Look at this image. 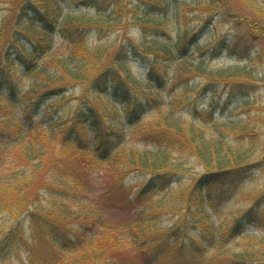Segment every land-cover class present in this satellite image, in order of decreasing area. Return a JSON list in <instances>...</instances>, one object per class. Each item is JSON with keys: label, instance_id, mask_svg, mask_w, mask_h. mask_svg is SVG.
<instances>
[{"label": "trees", "instance_id": "trees-1", "mask_svg": "<svg viewBox=\"0 0 264 264\" xmlns=\"http://www.w3.org/2000/svg\"><path fill=\"white\" fill-rule=\"evenodd\" d=\"M7 1L13 16L2 31L16 18L15 26L23 29L16 33L32 40L34 48L30 55L20 58L22 72L30 85L21 87L5 79L3 72L0 74V216L29 220L35 239L55 244L40 261L44 264H119L131 245L144 252L146 263L176 254L182 256L190 249L197 264L261 261L264 254L261 246L226 254L229 245L226 243L244 236L246 227L255 219L252 210L239 218L231 231L203 226L199 245L188 248L183 240L184 229L179 225L161 231L155 229L161 225V214L142 211L126 226L129 233L120 234L105 227L98 230L97 224H102L100 219L104 214L101 209L93 208L98 217L95 223L93 218L81 215L71 206L78 198L95 192L98 186L104 190L102 197L107 203L113 196L119 198V206L123 207L128 205L125 200L135 204L147 201L152 193L169 189L186 174L173 159L174 152L187 154L202 168L201 175L192 184L188 202L197 193L235 188L252 180L264 171V134L236 120L210 135L201 127L182 124L179 120L182 109L178 106L181 101L165 110L164 102L158 97L142 101L134 95L137 86L129 64L131 59L146 61L147 83L158 84L160 88L165 86L172 66L176 70L173 77L178 80L177 85L185 87L183 91L191 92L192 81L201 78L205 82L198 94L211 96L216 107L225 95H228L226 105L234 98L248 99L255 95L261 82L255 71L239 65L210 70L205 59L199 62L192 59L189 52L204 29L185 34L174 45L159 48L140 46L132 39L119 46H89L88 40L94 33L103 37L119 27L117 17L107 16L110 5H114L117 16L123 14L126 5L119 0H77V7L94 10L96 14L67 17L56 13L59 0ZM140 1L143 16L136 25L146 29L145 21L151 20L159 31L157 18L166 12L167 6L162 0ZM237 1L246 5L248 12L234 11L229 6L231 9L225 15L246 28L241 37L245 40L238 42L234 38V46L222 44L217 51L212 49L211 59L228 50L237 55L246 50L259 52L256 43L264 40V0H252L257 4L253 8L247 5L250 0ZM219 3L224 9L229 0ZM31 16L35 17L28 26L24 19ZM55 35L69 47H54L49 39ZM257 58L264 62V52H259ZM78 87L95 92L99 100L80 98L84 104L69 119H62L56 114L63 104L76 100L67 93ZM103 96L109 102L102 100ZM114 98L124 105L123 115L111 103H118ZM52 107L56 108L52 111ZM149 113H154V117L146 122L144 117ZM131 139L139 144L123 152ZM138 145L144 150H137ZM135 173L145 180L137 184L140 188L131 202L124 182ZM48 194L55 200L49 207L44 202ZM259 200L257 206H264V193ZM8 234L13 235V231ZM126 235L134 242L123 237ZM201 245L217 247L221 253L208 259L203 256Z\"/></svg>", "mask_w": 264, "mask_h": 264}, {"label": "rangeland", "instance_id": "rangeland-1", "mask_svg": "<svg viewBox=\"0 0 264 264\" xmlns=\"http://www.w3.org/2000/svg\"><path fill=\"white\" fill-rule=\"evenodd\" d=\"M27 1L31 2L32 0ZM9 2L7 0H0V74L3 72L5 79L8 78L13 83L24 87L31 83L22 72L20 58L22 56V58H25L31 54L34 42L16 33V31L23 30L22 27L17 28L15 26L17 24L16 18H14L13 24L7 25L5 30L2 31L9 17L12 21L13 15H10L11 4ZM76 2L77 0H59L56 13L62 17L73 14H96L94 10L87 11L82 7H77ZM118 2L126 5L123 14L117 16L112 7L114 5H110L107 10V16L117 17L119 27L106 35H102L103 37H99L94 33L88 40L89 46H119L120 43L129 42L128 40L132 39L137 45L159 48L163 45H174L185 34H192L204 29L201 37L196 41V45L189 52L192 59H195L197 62L205 59V64H207L210 70H226L238 65L247 66L249 69L255 71V74L261 81L255 95L250 94L251 96L248 99L241 97L234 98L233 102L229 105H226L228 95H225L222 101L218 103V107H216L213 104L211 96H201L198 94L200 87L205 82L203 79L197 78L192 81L191 92L183 91L185 87H182V89L177 85L178 80L173 77L176 70L175 66H172L165 86L163 88H160L158 84L152 86L147 83L148 65L146 61L131 59L129 70L133 80H135V86H137L136 91L133 90L137 98L143 101L149 97H158L164 102L165 110L173 108V106L176 107L177 105L174 103L181 101V104L178 105L182 109L179 114L180 122L185 125L201 127L205 129L208 135L220 130L222 131L223 127L228 126L233 120L240 121L245 126L251 125V128H255L256 131L264 134V62L257 58L259 52H264V40L256 43V48L259 52L254 53V50H246L243 54L237 55L238 53H232L228 50L223 51L215 59H211L209 55L212 49H216L217 51L222 44L232 47L235 45L236 40L244 42L245 37L242 39L241 37L244 36L246 28L243 25L236 24L234 19L229 18L225 13L231 8L234 11L247 13L246 5L237 0H229L227 7L222 9L223 4L219 3L220 0H162L167 9L166 12H163L157 18V22L160 24V29L157 31L156 26H153L155 23L151 20L145 21L147 23L146 29L136 25L139 22L138 18L143 16V7H141L140 0H119ZM247 5L253 8L257 4L250 0L247 2ZM258 5L259 7L262 6ZM134 10L138 14L133 12ZM29 17L24 19L28 26L31 23L30 20L35 16H31V19ZM133 19H136V23L134 24L132 23ZM128 20L130 25L126 27ZM34 23L38 24L39 22ZM239 24L244 23L241 22ZM49 40L56 48L63 47L66 49L69 47V44L59 35H55ZM204 51L207 52L206 55H202L205 53ZM3 88H6V85ZM109 92L111 94L112 90ZM67 94L75 96L76 100L63 104L58 110L56 115L61 116L62 119H69L84 104V101L81 99L99 100V96L95 92L91 90L86 92L81 87L70 90ZM102 100L108 101L109 99L103 96ZM112 100L117 101L118 99L114 98ZM114 102L111 103L115 104V108L123 115L124 105L120 100L117 101V104ZM53 104L56 105V103ZM55 108L52 107V111ZM153 117L154 113H149L144 117V120L148 122ZM233 138L235 137L232 135V141ZM135 144H139L136 139L129 140L127 149L123 152L130 151ZM136 148L140 151L144 150L142 145H138ZM173 159L186 174L182 176L183 178L177 180L176 183H173L169 189L155 191L147 201L145 200L141 204L129 203L128 200H125L128 205L125 204L124 207L119 206L121 201L118 200V197L114 196L107 203L102 197L104 190L98 186L95 192L78 198L74 201L75 204L72 202L71 206L74 208L73 210L80 212L81 215H87L90 219L93 218L92 220L95 223H97L98 217L94 213L93 208L97 210L101 209L104 214L102 219H100L102 224H97L98 230H103L105 227L120 234L129 233L126 226L137 218L142 211L150 215L155 213L161 214L159 216L161 225L156 226L155 229L161 231L162 229H168L172 225H179L184 229L185 238L183 240L187 247H197L199 245V238L202 237L200 232L203 226L205 228L212 226L221 231H231L237 220L249 210H252L255 219L246 227L244 236H238L235 240L226 243L229 244L226 248V254L239 252L244 247L249 246V248L261 246L264 249V206L262 204L257 206L261 202L259 200L260 195L264 193V171L258 172L252 180L239 187L220 189L212 193H197L188 202L192 184L195 178L201 175L202 168L194 158H191L187 154L174 152ZM98 175L97 173L95 176L97 177ZM144 180V176L136 173L125 180L124 187L127 188L125 192H128L127 194H129L131 202L136 199L138 194L137 192L140 187L137 184L142 183ZM49 196L50 194L44 197L47 207L55 202ZM189 204L190 206H188ZM19 222L22 226L19 225L17 227ZM88 224L91 223L88 222ZM10 230L13 231V235L8 234ZM21 233L25 235L20 236ZM123 237L134 242L131 236L126 235ZM18 238L20 239L18 240ZM203 246L201 245V248ZM135 247L136 245L127 247L119 264H197V259H194V254L190 251L191 249L186 251L182 256L176 254V256L171 255L156 262L146 263L143 259L144 252L137 250ZM205 247H203L205 253L202 254L203 256L205 254V257L208 259L215 256L217 252H220L217 247L212 248L209 245H205ZM52 248H55L54 243L41 241L33 237L32 223L29 220H14L5 215L0 216V264H44L40 261L41 256L47 251L52 250ZM223 251H225L224 248ZM250 264H264V254L261 261Z\"/></svg>", "mask_w": 264, "mask_h": 264}]
</instances>
